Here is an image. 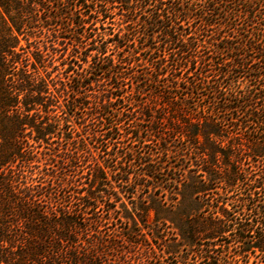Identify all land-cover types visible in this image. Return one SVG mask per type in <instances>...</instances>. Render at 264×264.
<instances>
[{
	"label": "trees",
	"instance_id": "16d2710c",
	"mask_svg": "<svg viewBox=\"0 0 264 264\" xmlns=\"http://www.w3.org/2000/svg\"><path fill=\"white\" fill-rule=\"evenodd\" d=\"M219 1L0 0V264H152L144 234L103 232L107 176L134 167L186 171L177 204L132 208L168 225L179 263L264 258V0ZM79 169L87 190L64 191Z\"/></svg>",
	"mask_w": 264,
	"mask_h": 264
},
{
	"label": "rangeland",
	"instance_id": "374dc122",
	"mask_svg": "<svg viewBox=\"0 0 264 264\" xmlns=\"http://www.w3.org/2000/svg\"><path fill=\"white\" fill-rule=\"evenodd\" d=\"M219 3L221 6L226 9V10H244L245 6L244 5H234L230 1L227 0H220ZM57 7V4H55ZM54 5L48 4L46 5V8L48 12H45V14L42 15L43 18L49 16L50 11H53L56 13V8ZM74 19V17H72ZM64 26H68L71 23L67 20H64ZM235 24L238 25L239 27V32H243L244 28L246 30H252L251 27L246 26L244 24V19L242 16H240ZM246 26V27H244ZM224 35V34H223ZM62 36L68 41L70 37H72L71 34L69 33H63ZM59 48V47H58ZM144 56V53H143ZM142 56V57H143ZM55 64H59V61H57ZM59 68H61L59 66ZM90 93V92H89ZM131 98H127L126 101L130 100ZM153 116V115H152ZM141 127L144 128L148 125V123L144 122L141 123ZM153 144L151 141L146 142L143 144L144 148H141L140 144L135 146V150L137 151H143L147 152L149 149L153 148ZM170 165L174 166H179L184 165V162H179L178 160L171 159L170 160ZM81 164V163H79ZM78 164V165H79ZM39 166L38 169H33L32 172L33 174H38L37 170L42 169L43 164L42 161L40 163L36 164ZM138 166V164H135ZM168 165V166H170ZM186 166V165H185ZM127 170V169H126ZM143 172L141 171L140 167H134V171L132 170V173L128 177V183L127 184H118L115 183L114 181H111L110 176H107V183H109L111 186H113L112 193L113 199L111 201H107L105 207L113 208V220L111 223H107L103 227V232H108V233H114L118 236L119 234L122 233H128L129 230L135 231L136 233H141L144 234V237H139L136 238L139 240V242L147 241L149 244V248H151V256L155 258L157 264H181L177 261V259L169 254L171 251H174L173 249V241L169 237V232L171 230L167 228V224H163V222L159 225H155L153 222L154 214L152 211L148 213V221L142 225L139 223L135 213L137 211H133V207L136 206H151L150 204V198L153 199H161L162 201L168 203L169 205H174L175 203L177 204L180 201V197L178 194L181 193L182 186L181 182L177 181V177L179 174H185L186 171H180V172H175V171H170L169 169H166L165 171L161 173L154 174L152 177H147L141 175ZM28 174V173H27ZM77 174H79L77 178V183L75 184H69L68 187L64 190L66 192H80L84 193L85 190H87V186L89 185V174L90 172L86 171H81V169L78 170ZM107 174V173H104ZM119 175H116V178H124L125 175H122V173H116ZM192 174V173H191ZM141 175V176H140ZM62 193V192H61ZM205 204V202L203 203ZM127 210V214L131 216V218L134 220L135 224L134 225L131 221H126L120 216L123 214V210ZM149 226V228H148ZM172 238V237H171ZM225 238V237H224ZM119 243L118 245L123 244V240L118 239ZM222 242H227L225 239H221ZM220 243V242H219ZM218 243V244H219ZM126 246V244H123ZM218 248V246L216 247ZM188 249L181 251L182 258H187L188 260L184 264H197L198 259H199V250L200 247L196 246L194 249L187 251ZM216 250V249H215ZM221 251L218 249L216 253H219ZM131 263L132 262H137L138 260H146L145 256L148 255V250L146 249H132L131 248ZM119 253V252H118ZM118 253H110L111 255L108 257V259L114 260L115 257L112 256H119ZM117 254V255H116ZM198 256V257H197ZM110 261V260H108ZM107 261V262H108ZM155 261H149V262H155ZM146 263V261H144ZM247 262V263H246ZM112 263V262H110ZM152 263V264H153ZM204 264H207L205 262ZM239 264H264V258L260 256L258 253L256 255L250 256V259L248 260H243Z\"/></svg>",
	"mask_w": 264,
	"mask_h": 264
}]
</instances>
